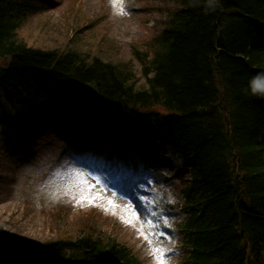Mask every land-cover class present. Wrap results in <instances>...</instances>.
Returning <instances> with one entry per match:
<instances>
[{
    "label": "trees",
    "instance_id": "obj_1",
    "mask_svg": "<svg viewBox=\"0 0 264 264\" xmlns=\"http://www.w3.org/2000/svg\"><path fill=\"white\" fill-rule=\"evenodd\" d=\"M43 1L0 0V60H9L0 64V137L13 134L31 149L53 140L57 119L76 137L110 129L117 144L127 131L136 140L145 131L188 167L185 264H264V97L250 91L264 73V0H170L146 50L134 52L139 84L130 60L72 44L28 46L19 31L46 11ZM2 234L0 253L20 250ZM98 238H53L33 249L66 264L132 260Z\"/></svg>",
    "mask_w": 264,
    "mask_h": 264
},
{
    "label": "rangeland",
    "instance_id": "obj_2",
    "mask_svg": "<svg viewBox=\"0 0 264 264\" xmlns=\"http://www.w3.org/2000/svg\"><path fill=\"white\" fill-rule=\"evenodd\" d=\"M170 3V0H49L48 9L29 18L19 34L34 48L61 49L72 44L84 51H97L113 62L130 60V72L139 84L143 82L142 64L133 59L134 52L146 50L145 41L161 27ZM8 62V59L0 60V64ZM89 136L87 132L82 133L73 137L74 140L68 139L66 144L58 136L49 142L41 139L40 144L47 146L41 148L39 145L37 157L33 159L18 160L15 156H7L5 150L0 151V233L6 239L25 241L36 248L53 238L76 240L88 237L82 236L83 233L99 237L102 232L124 243L138 264H182L175 251L179 238L176 223L182 219L178 202L181 198L175 187L182 184L179 179L174 183L163 182L164 175L173 174L175 165L161 162L158 167L151 168L159 180L149 179L155 189L145 186L149 193L139 197L138 206L148 202L149 209L148 196L158 201V205L153 204L155 207L150 210L153 217L138 215L136 210L135 214L131 212L135 204L129 205L126 199L118 202L113 196L112 199L97 177L78 166L76 161L68 162L64 148L69 144L73 148L82 145V154L90 152V158L100 156L103 159L112 154L113 160L125 166L126 162H120L117 156L128 148H112L113 152L109 153L107 134L104 139ZM0 145L3 148L4 143ZM156 152L162 151L156 150L153 154L158 159L165 158ZM118 162H109V170L115 175L119 172ZM125 212L130 218H125ZM104 214L109 219L106 220ZM102 239H97L102 245L109 242ZM15 261L27 264L24 256L17 255ZM0 264L8 263L0 261Z\"/></svg>",
    "mask_w": 264,
    "mask_h": 264
},
{
    "label": "clouds",
    "instance_id": "obj_3",
    "mask_svg": "<svg viewBox=\"0 0 264 264\" xmlns=\"http://www.w3.org/2000/svg\"><path fill=\"white\" fill-rule=\"evenodd\" d=\"M264 82V73H258L250 80V91L253 95L264 97V88H258L257 84Z\"/></svg>",
    "mask_w": 264,
    "mask_h": 264
},
{
    "label": "bare ground",
    "instance_id": "obj_4",
    "mask_svg": "<svg viewBox=\"0 0 264 264\" xmlns=\"http://www.w3.org/2000/svg\"><path fill=\"white\" fill-rule=\"evenodd\" d=\"M151 159H152V162H153L152 167H158L160 165V163L162 162L161 160L157 159L156 156H152ZM132 172H134V170ZM82 236H88V237H91V238H95V236H92L89 233H83ZM100 237H103L102 240H104L106 242L107 241H110L109 238H108V236L106 234L102 233V232H101L99 238Z\"/></svg>",
    "mask_w": 264,
    "mask_h": 264
},
{
    "label": "snow or ice",
    "instance_id": "obj_5",
    "mask_svg": "<svg viewBox=\"0 0 264 264\" xmlns=\"http://www.w3.org/2000/svg\"><path fill=\"white\" fill-rule=\"evenodd\" d=\"M257 87H258V88H264V84L258 83V84H257Z\"/></svg>",
    "mask_w": 264,
    "mask_h": 264
}]
</instances>
